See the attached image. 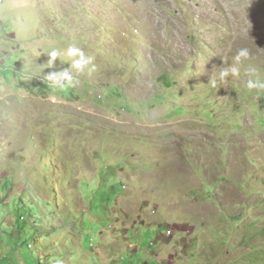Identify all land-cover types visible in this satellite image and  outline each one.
Returning <instances> with one entry per match:
<instances>
[{
  "label": "rangeland",
  "instance_id": "1",
  "mask_svg": "<svg viewBox=\"0 0 264 264\" xmlns=\"http://www.w3.org/2000/svg\"><path fill=\"white\" fill-rule=\"evenodd\" d=\"M69 46L93 65L54 87ZM248 68L264 80V0H0V264H164L167 225L128 229L131 252L113 210L160 169L179 174L178 207L213 219L195 238L171 229L165 263L264 264V89Z\"/></svg>",
  "mask_w": 264,
  "mask_h": 264
},
{
  "label": "crops",
  "instance_id": "2",
  "mask_svg": "<svg viewBox=\"0 0 264 264\" xmlns=\"http://www.w3.org/2000/svg\"><path fill=\"white\" fill-rule=\"evenodd\" d=\"M169 156V155H168ZM171 156V155H170ZM170 161V157H169ZM167 164V162H165ZM160 168L164 170V165H160ZM168 169V167H167ZM134 175L130 172L129 177ZM144 175V174H141ZM140 175V176H141ZM138 176V175H134ZM179 176L178 173L172 171H162L160 169L158 175V184L157 188L154 190L148 191L146 185H144L141 189L137 188L136 190L129 191L128 195L125 196H118L116 203L114 205L113 210L119 211L121 217H116L115 220L119 221L122 226V231L124 232V239L125 243L128 246L129 251L138 253V250H141L140 246L136 243H132L129 236L127 235L128 229H136L139 223H144L146 226H150L153 224H166L168 229H174L176 233H190L189 235L192 237H196V234L200 231V226H204L212 222V217L209 218L208 216L203 217L202 209L203 207H178L177 201H175L173 196H170L171 185L170 181L177 179ZM174 188V187H173ZM150 192V194L148 193ZM147 198L151 199V203H153V207H148L149 204L146 203L148 200ZM83 197H81V202ZM139 202L141 204H139ZM143 202V203H142ZM137 203V204H136ZM150 203V204H151ZM83 207H87L84 206ZM209 211V207H206ZM88 208L83 209L82 211H87ZM138 212L139 220H131L130 213ZM188 213L189 216L186 218L183 214ZM190 217V219H188ZM209 218V219H208ZM202 234L206 235L205 232ZM188 236V237H190ZM176 237H179L178 234ZM190 237V238H192ZM162 245L161 250L158 253H153L151 256L157 257L163 261L171 256L175 255V251L177 245H173V239L167 237V235H163L160 237ZM194 243V242H193ZM116 244L119 246L120 249L124 248L125 245H122L123 242L118 239ZM179 250V249H178ZM102 251V249H101ZM177 252V251H176ZM146 253V251H145ZM178 254V253H177ZM179 255V254H178ZM191 254L184 252L181 254L180 260L184 261L187 259L188 256ZM161 264V262H160ZM170 264V263H169Z\"/></svg>",
  "mask_w": 264,
  "mask_h": 264
},
{
  "label": "clouds",
  "instance_id": "3",
  "mask_svg": "<svg viewBox=\"0 0 264 264\" xmlns=\"http://www.w3.org/2000/svg\"><path fill=\"white\" fill-rule=\"evenodd\" d=\"M50 56V61L53 62L57 57H59V53L55 50L48 53ZM65 55L67 57L73 58L71 64L68 68L63 69L59 72L53 73L49 75V79L52 82V86L64 88L65 86H70L76 81V77L74 76L71 69H75L77 73H83L86 69L89 68L90 65H93L94 57L90 54H87L82 49L77 48L75 46H69L66 49ZM249 56L247 49H240L234 60L235 63L227 68H222L218 74V79L220 82H224L227 77H237L240 75V67L243 60H246ZM256 70L254 68L246 69L245 74L248 76V79L245 81V87L248 89H264V80H260L259 78H253ZM217 81L213 79L211 84L213 87H216ZM171 237V236H170ZM32 246H30L31 248Z\"/></svg>",
  "mask_w": 264,
  "mask_h": 264
},
{
  "label": "built area",
  "instance_id": "4",
  "mask_svg": "<svg viewBox=\"0 0 264 264\" xmlns=\"http://www.w3.org/2000/svg\"><path fill=\"white\" fill-rule=\"evenodd\" d=\"M168 234H169V236H172L173 235V231L171 229H169Z\"/></svg>",
  "mask_w": 264,
  "mask_h": 264
},
{
  "label": "bare ground",
  "instance_id": "5",
  "mask_svg": "<svg viewBox=\"0 0 264 264\" xmlns=\"http://www.w3.org/2000/svg\"><path fill=\"white\" fill-rule=\"evenodd\" d=\"M259 15V14H258ZM242 16V15H241ZM241 25V24H240ZM244 26V25H243ZM262 26V25H261ZM242 38V37H241Z\"/></svg>",
  "mask_w": 264,
  "mask_h": 264
}]
</instances>
